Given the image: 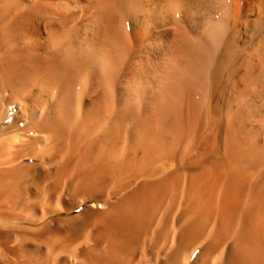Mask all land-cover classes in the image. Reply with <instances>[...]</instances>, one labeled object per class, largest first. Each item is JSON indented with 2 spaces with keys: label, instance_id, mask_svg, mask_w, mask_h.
<instances>
[{
  "label": "bare ground",
  "instance_id": "obj_1",
  "mask_svg": "<svg viewBox=\"0 0 264 264\" xmlns=\"http://www.w3.org/2000/svg\"><path fill=\"white\" fill-rule=\"evenodd\" d=\"M0 264H264V0H0Z\"/></svg>",
  "mask_w": 264,
  "mask_h": 264
},
{
  "label": "rangeland",
  "instance_id": "obj_2",
  "mask_svg": "<svg viewBox=\"0 0 264 264\" xmlns=\"http://www.w3.org/2000/svg\"><path fill=\"white\" fill-rule=\"evenodd\" d=\"M16 115H17V113H13V116H16ZM10 122H11V121H10ZM76 213H77V212L73 213L72 215H74V214H76ZM67 215H68V216H69V215L71 216V214H65L64 216H67ZM57 217H60V216H57Z\"/></svg>",
  "mask_w": 264,
  "mask_h": 264
}]
</instances>
